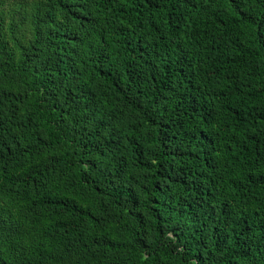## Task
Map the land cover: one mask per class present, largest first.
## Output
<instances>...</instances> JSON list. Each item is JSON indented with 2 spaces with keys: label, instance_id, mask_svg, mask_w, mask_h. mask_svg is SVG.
Returning a JSON list of instances; mask_svg holds the SVG:
<instances>
[{
  "label": "trees",
  "instance_id": "trees-1",
  "mask_svg": "<svg viewBox=\"0 0 264 264\" xmlns=\"http://www.w3.org/2000/svg\"><path fill=\"white\" fill-rule=\"evenodd\" d=\"M0 264H264V0H0Z\"/></svg>",
  "mask_w": 264,
  "mask_h": 264
}]
</instances>
